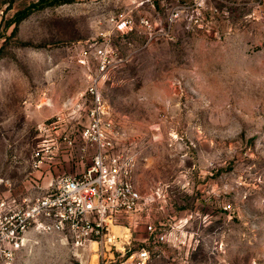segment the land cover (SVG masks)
Returning <instances> with one entry per match:
<instances>
[{"label": "rangeland", "instance_id": "rangeland-1", "mask_svg": "<svg viewBox=\"0 0 264 264\" xmlns=\"http://www.w3.org/2000/svg\"><path fill=\"white\" fill-rule=\"evenodd\" d=\"M119 14L130 29L116 28ZM100 46L134 50L99 80L133 182L153 193L123 220L131 248L150 221L166 234L151 264H264V0H0V197L79 171L59 164L92 149L79 130ZM100 260L30 230L11 264Z\"/></svg>", "mask_w": 264, "mask_h": 264}, {"label": "built area", "instance_id": "built-area-1", "mask_svg": "<svg viewBox=\"0 0 264 264\" xmlns=\"http://www.w3.org/2000/svg\"><path fill=\"white\" fill-rule=\"evenodd\" d=\"M115 25L121 31L131 28L130 21L120 14ZM133 52L122 56L107 46L94 50L98 70L89 76L84 90L90 105L86 109V123L79 130L80 139L94 148L85 168L60 175L43 194L25 195L20 201L10 192L0 197V264L12 263L30 230L59 234L74 250L100 255V264L113 262L114 254L119 264H151L153 244L166 241V234L156 231L148 221L141 244L131 248L133 229L123 220L151 205L153 193L143 197L137 190L132 179L135 156L131 143L124 144L120 133L114 130L100 93L101 77L122 65ZM70 105L71 101L66 99L64 107ZM63 140L72 143L67 135ZM35 157L33 167H38L43 155L36 152Z\"/></svg>", "mask_w": 264, "mask_h": 264}, {"label": "crops", "instance_id": "crops-1", "mask_svg": "<svg viewBox=\"0 0 264 264\" xmlns=\"http://www.w3.org/2000/svg\"><path fill=\"white\" fill-rule=\"evenodd\" d=\"M81 120H82L81 122H83L84 124L86 123L85 115L82 117ZM93 151H94V148L92 147V149L90 151H88L87 153H85L83 155L84 157H81L82 155L79 156V152L78 153H74L73 156L71 155L68 158H66L62 154L63 158H66V159H63L62 163L59 164V165H60V167L64 168L65 170H68V171H76V170L81 171L89 163L90 157H91V154L93 153ZM43 164H44V162H43ZM45 165H47V164L43 165V167H44L43 169H46Z\"/></svg>", "mask_w": 264, "mask_h": 264}, {"label": "trees", "instance_id": "trees-1", "mask_svg": "<svg viewBox=\"0 0 264 264\" xmlns=\"http://www.w3.org/2000/svg\"><path fill=\"white\" fill-rule=\"evenodd\" d=\"M68 1H70V0H38V4H40V5H43V4L52 5V4H59V3L68 2ZM17 19H20V18L18 17Z\"/></svg>", "mask_w": 264, "mask_h": 264}]
</instances>
